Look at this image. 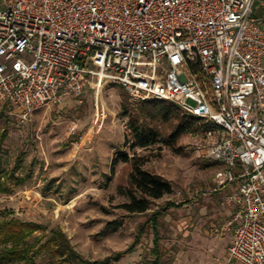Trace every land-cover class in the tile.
Returning a JSON list of instances; mask_svg holds the SVG:
<instances>
[{"label": "built area", "instance_id": "obj_1", "mask_svg": "<svg viewBox=\"0 0 264 264\" xmlns=\"http://www.w3.org/2000/svg\"><path fill=\"white\" fill-rule=\"evenodd\" d=\"M0 0V111L22 121L87 88L166 100L233 218L225 264H264V0ZM107 109L96 99L95 120ZM218 232V230H216Z\"/></svg>", "mask_w": 264, "mask_h": 264}, {"label": "rangeland", "instance_id": "obj_2", "mask_svg": "<svg viewBox=\"0 0 264 264\" xmlns=\"http://www.w3.org/2000/svg\"><path fill=\"white\" fill-rule=\"evenodd\" d=\"M261 1L255 2L254 16L262 13ZM121 92L114 85L99 90L87 88L81 97H65L61 103L46 106L24 121L0 111V167L22 179H7L0 172L4 183L0 190V221L8 215V219L45 227V232L37 231L29 237L34 242L32 238L44 232L33 249L37 252L34 264L51 262L45 242L52 229L61 230L84 259L101 261L125 251L148 214L172 203L179 207L168 208L160 228L162 264H225L227 256L213 257L211 246L214 240L233 237L232 228L223 231L230 219L210 226L214 214L206 205L215 204L216 213L229 209L224 204L228 191L202 194L201 190L213 188L219 169L207 167L196 152L200 140L197 132L181 140L182 155L160 144L150 150L136 149L138 155L147 157L144 169L167 180L173 192L153 201L147 214H129L120 207L129 202L118 190L120 184H127L129 168L119 163L112 172V159L118 152L134 153L128 143L131 133L127 117L121 116ZM96 99L107 109L103 122L95 120ZM129 106L136 109V105ZM112 221H118L119 228L106 237L98 236ZM153 247V234L148 230L136 250L117 264H145L154 258Z\"/></svg>", "mask_w": 264, "mask_h": 264}, {"label": "trees", "instance_id": "obj_3", "mask_svg": "<svg viewBox=\"0 0 264 264\" xmlns=\"http://www.w3.org/2000/svg\"><path fill=\"white\" fill-rule=\"evenodd\" d=\"M121 89V88H120ZM121 116L127 117V128L131 133L130 148L134 153L118 152L112 159V172L119 163L126 165L128 169L124 186L120 184L118 190L127 196L129 202L120 207L129 214H147L151 209L153 201L160 200L172 194V186L163 177L154 174L146 169L144 165L147 161L146 156L138 155L136 149L150 150L157 145L170 148L175 153L182 155L183 149L179 146L181 140L189 133L198 132V119L182 112L176 105L166 100H152L136 104V109H132L128 103V95L121 89ZM161 148H159L160 150ZM207 167L221 169L219 163L204 160ZM0 172L6 178L22 182L16 178L14 172L5 171L0 167ZM10 174H12L10 176ZM4 183L0 179V190ZM172 203L165 204L163 207L148 214L147 220L138 228V233L134 242L122 252H117L101 261H88L77 253L70 245L67 236L58 229H52L50 236L46 240L51 252V262L49 264H117L122 258L131 254L140 244L142 236L150 230L153 234L154 247L151 250L152 260H147L145 264H162L163 252L161 249L160 228ZM4 215L0 221V263L4 261L24 264H34L37 252L33 249L43 239L45 227L35 222H25L17 218H9ZM120 226L118 221H112L98 234L106 237L114 233ZM37 231H44L39 236H30ZM43 247V246H42ZM54 259L56 261L54 262ZM57 259L59 262H57Z\"/></svg>", "mask_w": 264, "mask_h": 264}, {"label": "crops", "instance_id": "obj_4", "mask_svg": "<svg viewBox=\"0 0 264 264\" xmlns=\"http://www.w3.org/2000/svg\"><path fill=\"white\" fill-rule=\"evenodd\" d=\"M1 112H4V113H6L5 111H1ZM7 115H9L8 113H6ZM236 188V184L235 183H233V184H231V185H229L226 189H225V192H229V191H231V190H233V189H235ZM219 195H222V194H219ZM206 208L208 209V211L209 212H211V214H214L212 217H211V221H210V226H212L213 225V222H215L216 224H220V223H223L224 222V220H225V218L227 219V218H229L230 220L233 218V210L232 209H226L225 208V211L224 212H218V213H216V211H218V208H217V206L215 205V204H213V203H208L207 205H206ZM205 207L204 208H202V209H200L199 211L200 212H202V211H204L205 209H206ZM235 224H234V226L232 227V229H234L235 228ZM223 240L222 242H219V240ZM231 241H232V237H230V236H226V238H220V239H218L217 241H215L214 240V245H212L211 247H213V253H212V255H213V257H222V254L223 255H227V250H228V247H229V245L231 244ZM212 243V242H211ZM221 244H223V245H221Z\"/></svg>", "mask_w": 264, "mask_h": 264}]
</instances>
